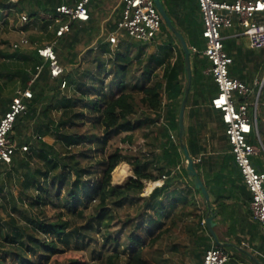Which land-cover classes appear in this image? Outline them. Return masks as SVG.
<instances>
[{
  "label": "trees",
  "instance_id": "1",
  "mask_svg": "<svg viewBox=\"0 0 264 264\" xmlns=\"http://www.w3.org/2000/svg\"><path fill=\"white\" fill-rule=\"evenodd\" d=\"M168 1L162 0L172 20L185 1ZM195 2L191 11L200 13ZM72 4L73 0H0V32H8L10 24L14 28L25 15L30 22L21 27V34L38 31L45 34L47 41L39 44L24 36L27 45L14 48L21 35L15 43L0 39L4 46L0 49V111L17 91L29 89L32 94L25 101L26 111L17 116L10 132L16 147L12 161L0 164V264H49L60 258H66L68 264H88L83 255L67 250L71 244L76 250L81 249L94 228L103 234L105 264H159V243L177 235L179 228L188 237L187 257L202 264L205 252L212 247L204 224L206 211L195 204L186 184L170 190L176 178L170 176V171L159 170L154 175L146 156H132L129 150V134L137 125L133 118L139 110L158 113L163 91L171 101L183 96L184 56L180 52L177 63L165 67V87L160 81L146 84L136 77L140 63H136L132 74L134 59L125 54L118 53L116 62L111 61L107 70L103 56L110 52V43L97 39L90 21H75L70 23V32L53 46L64 72L52 78L48 63L37 55V48L55 41L59 25L38 16L55 13L60 5ZM186 21L189 35L202 37L197 19ZM161 31L173 37L163 21ZM223 44L232 59L229 76L252 86V79H245L243 72L250 66L264 70V49L248 50L238 39ZM199 57L204 69L208 61L205 56L193 53V63ZM83 58H88V62L83 63ZM212 82L216 86L213 79ZM176 104V112L173 106L165 105V120L168 129L178 132L179 101ZM147 122L144 118L140 125ZM256 123L264 145V84L259 93ZM86 124L90 128L82 132ZM95 130L100 131L101 138ZM122 133L126 134L122 142L128 144V152L116 148L105 156L103 142ZM225 138L228 143L226 134ZM247 141L257 143L253 134ZM25 145L28 150L23 152ZM81 158H87L89 164L82 165ZM123 162L132 167V177L121 186H113L111 174ZM252 164L261 172L257 160L253 159ZM182 169L194 186L186 168ZM163 176L164 184L144 196V182H156ZM194 191L202 197L199 190ZM75 221L84 224L75 225ZM113 224L118 225V231H113ZM125 254L128 255L123 261ZM236 254L253 264L245 255Z\"/></svg>",
  "mask_w": 264,
  "mask_h": 264
},
{
  "label": "crops",
  "instance_id": "2",
  "mask_svg": "<svg viewBox=\"0 0 264 264\" xmlns=\"http://www.w3.org/2000/svg\"><path fill=\"white\" fill-rule=\"evenodd\" d=\"M184 1L185 3L181 6L179 13H174L172 19L173 25L183 35L188 47L191 49L190 68L192 78L184 111V143L190 157L193 159L195 172L208 193L211 214L214 217L216 238L219 243L228 245L225 248L222 247L223 250L226 249L228 254V261L225 264H250L243 257L236 254V252L243 254L240 250L252 255L259 261V264H264L262 256L264 255V231L251 217L249 209L250 194L233 162L230 148L225 138V126L221 122L220 112L214 110L210 105L211 99L217 93V87L213 84L211 75L208 72L210 68L209 62L207 61V67L203 69L202 65L204 63L200 57L194 63L192 60L193 53L204 56L202 51L205 48V40L200 34L195 37L189 35L186 19L196 18L200 25V30L203 31L202 17L198 11H191L196 3L195 0ZM216 1L232 2L233 0ZM75 2L76 0H73V3ZM87 8L89 12L88 21L94 25L93 29L97 33V39L108 41L109 35L116 30L117 23L120 20L122 0H89ZM180 13L181 15H179ZM221 34L224 41L238 39L244 44L246 49L251 50L247 47L245 38L240 35L241 29L239 27L224 29ZM21 37H24V35L21 34ZM173 38L174 36L171 37L164 31H160L155 39L149 43H140L128 39L126 36H121L119 44L115 46L109 45L110 52L105 53L103 56L106 69L108 70L111 67V61L116 62L118 53L119 55L125 54L129 58L134 59V64L131 66L132 74H135L136 63H140L136 72V77L139 81L143 80L146 84L160 81L165 87L163 78L165 67L167 65L173 67L179 59L180 52H182L175 38ZM197 46H200L201 49H198ZM112 72L115 78L117 69L114 68ZM243 76L245 79L251 78L253 81L252 86L250 82L246 83L252 90L251 96L248 98V102L252 105L255 102L256 93L260 92L262 88L258 89L257 83L263 82L264 84V70L261 71L259 67L256 70L253 66H250L243 72ZM110 80L111 76L108 78V81ZM185 85L186 73L183 77L184 89ZM182 99L183 96H179L171 101L163 91L161 94L162 108L158 113L155 114L149 110H144V112L139 110L133 118V123H137V125L129 134L131 140L129 150L132 156L134 154L145 155L150 162L149 170L154 175H157L159 170L170 171V176L172 177L175 175L176 178L170 188L171 191L182 186L183 183L186 184L191 189L190 196L194 198L195 204L201 210L206 211V216L208 210L203 197H200L194 191V186L184 177L182 167L186 168V160L180 148L178 132L168 129L165 120V105L173 106L172 108H175L176 112V103L179 101L181 105ZM236 102H240V97L236 96ZM8 105L3 111H0V117L8 109ZM250 113L252 114V108H250ZM144 118L148 119V122L145 126H141L140 122ZM253 136L257 141L254 145H257L260 140L259 133V139L255 134ZM178 144L179 148H177ZM253 159L258 161L262 169L261 172H263L264 150H260ZM129 167L132 177V167ZM163 177L156 182H144L143 195L147 196L155 188H160L166 181V178L164 177L163 179ZM149 184H153V187L150 191H147L146 188ZM188 223H190V220H188ZM177 232L178 234L173 235L171 239L165 238L160 242L162 245H159L161 248L159 264H200L198 260L188 258L186 255L188 237L184 234L183 229L179 228ZM210 240L212 247H215V245L220 247L211 235ZM181 244L182 246H180ZM256 255H260L261 258L258 259Z\"/></svg>",
  "mask_w": 264,
  "mask_h": 264
},
{
  "label": "built area",
  "instance_id": "3",
  "mask_svg": "<svg viewBox=\"0 0 264 264\" xmlns=\"http://www.w3.org/2000/svg\"><path fill=\"white\" fill-rule=\"evenodd\" d=\"M196 1L203 23L202 38L205 40L202 53L210 63L208 72L217 86V93L211 99L210 105L221 114L230 153L241 180L250 194L251 217L264 231V171H257L252 164L253 157L264 149L260 140L257 145L247 141L251 134H255L258 138L256 111L260 92L256 93L255 102L251 105L248 98L252 90L242 81L229 76L232 59L224 50V38L221 34L224 29L239 27L240 35L245 38L249 49H264V0ZM88 3L89 0H76L73 5H60L55 9V13H40L38 16L40 20L59 25L55 31V41L37 48V55L48 63L52 78H58L64 72L53 46L58 38L70 32L71 22L88 21ZM64 19H67V22ZM29 22L27 16L20 17L22 25H28ZM161 22L162 19L153 0H122L120 20L116 30L107 40L111 46L119 44L121 36L136 42L149 43L160 33ZM27 43L28 40L21 37L14 48L25 46ZM37 70L39 72L41 67ZM262 85L263 82L257 83L258 89ZM236 96L241 99L239 103L236 102ZM31 97L29 89L17 91L8 109L0 117V164L8 165L12 161L16 147L10 138V132L17 116L26 111L25 101ZM21 150L27 151L28 146H23ZM227 261L228 254L225 250L212 247L205 252L202 264H225Z\"/></svg>",
  "mask_w": 264,
  "mask_h": 264
},
{
  "label": "rangeland",
  "instance_id": "4",
  "mask_svg": "<svg viewBox=\"0 0 264 264\" xmlns=\"http://www.w3.org/2000/svg\"><path fill=\"white\" fill-rule=\"evenodd\" d=\"M22 26L23 25L20 22H17L14 28H12L11 24H10L8 27L9 28L8 32H3L1 30L0 39H7L8 38V40L15 43L18 40L19 35H21L20 30L22 29L21 28ZM23 27H25V26H23ZM23 34L31 42H38L39 44L40 43L41 44L47 43L45 34L40 33L38 31H32L31 30V31L23 32ZM3 47L4 46L0 45V49H3ZM82 62L83 63L88 62V58H83ZM13 93H14V91L13 92L11 91V95ZM89 128L90 127L86 124L83 127L82 132L88 130ZM95 131H94V133H96V135L101 138L102 135H100V131H96V132ZM125 135L126 134H124V133L119 134V135H114V136L110 137L109 139H107L106 141H104L103 145H102L103 146V154L106 156L107 154L113 152L114 149H116V148L122 149L123 151L128 152V144L122 142V139ZM99 143H100V140H99ZM88 161L89 160L87 158H81L82 165L89 164ZM120 164H122V163H120ZM123 164H126L129 167V165L127 163L123 162ZM129 169H130V167H129ZM111 176H112V174H111ZM96 177L97 176L95 175L93 178H96ZM128 179L129 178H127L121 185L125 184V182ZM112 184L115 185L113 183V180H112ZM89 213H90V210L87 211L86 214L88 215ZM74 223H75V225H83L84 221H75ZM113 225H114L113 231H115V232L118 231V229H119L117 227L118 225L117 224H113ZM97 231H99V230L94 228L93 230H91L89 232L88 235L90 237V240L84 242L81 249L76 250L74 245L71 244L70 248L67 250V253H71V254L77 253V254L83 255V257L88 261V264H105V257L107 254H105L106 248L102 246V244H103L102 243V235L103 234L100 231H99V233H97ZM159 245H162V244L159 243ZM127 255L128 254L123 255L122 260L126 259ZM146 258H147V256H146ZM49 264H68V260L66 258H60L58 260V262L52 261Z\"/></svg>",
  "mask_w": 264,
  "mask_h": 264
},
{
  "label": "water",
  "instance_id": "5",
  "mask_svg": "<svg viewBox=\"0 0 264 264\" xmlns=\"http://www.w3.org/2000/svg\"><path fill=\"white\" fill-rule=\"evenodd\" d=\"M153 3L155 5V8H156L157 12L159 13L162 21L164 22L166 28L174 36V38H175L177 44L179 45V47L183 53V56H184V70L186 73V85H185L184 95H183V99H182V102L180 105V110H179V115H178V136H179V141H180V148H181V151H182V153L185 157V160H186L187 175L193 180L194 188L201 192V195L203 197V201L206 204L208 212L205 216L204 224H205L208 232L210 233L212 238L215 240V242L221 248L222 247L225 248L228 245L219 243L217 238H216V235L214 232V227H215V223L213 221L214 217L211 214V205L209 203L208 193H207L203 183L201 182L200 178L198 177L197 173L195 172V169L193 166V159L190 157L188 150H187V147L184 143V111H185V107L187 104L188 94H189L190 85H191V78H192L191 68H190L191 49L188 47L183 35L173 25V22L170 19V17L168 16L162 0H153ZM113 186H116V185H113ZM240 252L245 254L254 264H259V261L257 259H255L252 255L247 253L246 251L240 250Z\"/></svg>",
  "mask_w": 264,
  "mask_h": 264
},
{
  "label": "bare ground",
  "instance_id": "6",
  "mask_svg": "<svg viewBox=\"0 0 264 264\" xmlns=\"http://www.w3.org/2000/svg\"><path fill=\"white\" fill-rule=\"evenodd\" d=\"M131 176L130 169L126 164L117 165L112 172V180L115 185H120ZM126 183V182H125ZM157 184V183H156ZM153 184L147 186V191H150ZM146 191V190H145Z\"/></svg>",
  "mask_w": 264,
  "mask_h": 264
}]
</instances>
